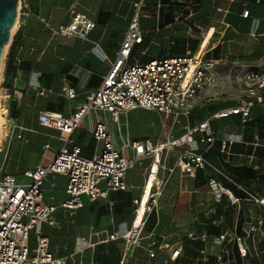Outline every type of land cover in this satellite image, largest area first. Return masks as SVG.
Instances as JSON below:
<instances>
[{"label": "crops", "instance_id": "0c3cea01", "mask_svg": "<svg viewBox=\"0 0 264 264\" xmlns=\"http://www.w3.org/2000/svg\"><path fill=\"white\" fill-rule=\"evenodd\" d=\"M139 1L20 0L0 72V178L12 175L21 180L25 172L38 166L45 167L53 160L62 147L60 134L41 126L39 114L67 116L99 86L116 59L134 13L133 5ZM188 1L143 0L144 7L138 20L143 42L132 49L127 65L143 64L152 58L183 56L187 50L217 61L218 80L227 67L245 70L261 65L264 58V0H191L190 5ZM71 10L95 23L94 30L85 39L53 35L50 31L66 25ZM244 11H248L247 18H242ZM64 87L74 89V100L64 98ZM221 90L213 87L202 92L188 118H180L173 127L171 136L179 138L185 127L194 128L211 114L233 106L213 98ZM263 114L264 97L262 105L251 109L250 119ZM8 116H13L21 129L12 131L7 124ZM91 118L105 121L113 148L126 157L132 156L131 142L149 140L157 144L169 131L162 128L163 117L149 110L119 114L116 120H110L106 113L93 112ZM240 123L238 116L210 122L216 141L206 159L232 177V170L242 166L264 174V157L232 153L230 147L239 143L231 145L228 152H221L222 140L236 136L243 141ZM199 137L200 134L195 135L196 139ZM255 138L258 139L256 144ZM72 139L84 158H90L100 150V145L95 144L90 134L87 119L75 130ZM249 145L252 152L256 148L264 149V129L261 137L254 131ZM183 150L174 148L162 154L158 177L163 184L155 212L146 217L140 246L131 248L125 257L124 241H105L114 232L131 229L133 200L140 196V200L148 198L155 178H144L158 158L154 163L148 157L141 158V164L125 176V191L111 192L107 200L93 203L81 196L82 207L77 210L61 207L67 199L65 178H45L40 188L43 204L55 207L51 215L54 225H41V233L48 239L49 253L55 259L68 258L65 264H103L102 260L107 264H162L164 256L161 254L154 260L148 258V245L156 242L175 246L184 240L187 232H202L201 225L214 208V197L207 186L208 175L201 171L185 175L174 168ZM172 168L173 172L169 173ZM249 190L264 201V179L253 182ZM218 232V229L209 230L212 234ZM82 238L92 247L75 254V245ZM28 245L30 250L34 249L33 234L29 235ZM186 247L193 250L192 255L185 253ZM185 248L179 263L197 264V259H201L197 250L203 245L186 242ZM214 252V247L208 244L206 261L200 260L202 264H213Z\"/></svg>", "mask_w": 264, "mask_h": 264}, {"label": "built area", "instance_id": "2783aa9c", "mask_svg": "<svg viewBox=\"0 0 264 264\" xmlns=\"http://www.w3.org/2000/svg\"><path fill=\"white\" fill-rule=\"evenodd\" d=\"M188 2L190 5L191 0ZM143 7V0L133 5L134 13L123 34L114 63L99 86L84 97L83 103L67 116L47 112L39 114L38 122L41 126L60 134L62 147L53 160L45 167L38 166L25 172L21 180L12 175L0 178V264H65L68 260L55 259L48 251V239L41 233L43 223L54 225L51 215L55 207L43 204L40 190L48 176L65 178L67 199L61 207L77 210L82 207L81 196L93 203L107 200L111 192L125 191V176L137 164H141V158L148 157L152 163L158 158V166L162 154L174 148H184L174 163L175 169L185 175L195 174L197 171L208 175L207 186L214 197V208L206 216L205 224L201 225L202 232H187L184 240L175 246L151 242L146 248L148 258L154 260L157 254H161L164 256L162 264H180L185 243L195 242L203 245L202 249L197 250L201 259L196 262L206 261V246L210 244L216 248L213 264H245V258H250V264H264V201L206 159L216 141L210 122L238 116L243 125L251 121V109L262 105L264 58L261 67L242 70L241 81L246 89L235 105L211 114L194 128L185 127L182 136L173 138L171 133L179 119L188 118L198 96L216 85L218 62L187 50L183 56L152 58L143 64L127 65L132 49L143 42V32L138 24ZM160 7L162 4L159 2L158 8ZM247 16L248 11H244L242 18ZM177 20L178 17L175 18ZM94 28V22L71 10L69 22L51 28L50 31L53 35L85 39ZM262 36L264 37V30ZM62 95L68 101L76 98L74 89L70 87H64ZM137 109L160 114L163 117V130L169 131L165 139L157 144L149 140L131 142L129 148L132 156L126 157L113 148L105 121L94 120L91 115L93 112H102L108 114L110 120H116L119 114ZM86 119L95 144L100 145L99 152H95L90 158L80 155V148L72 139L75 130ZM7 124L12 131L21 129L13 116L7 117ZM197 134H200L198 139L195 138ZM257 141L255 138L254 143ZM234 143L241 144V138L230 136L222 140L221 152H228ZM199 145L204 147L200 148ZM150 172L151 169L146 176L148 174L149 177ZM168 172L172 173L173 168ZM162 184L163 180L158 177L157 170L140 223L137 226L134 224L141 196L133 200L131 229L114 232L105 241H124L123 257L131 248L140 246L146 217L155 212ZM231 187L241 197L234 195ZM224 189L231 196H227ZM242 201L246 204H242ZM248 204L250 209H247ZM211 228L218 229L219 232L209 233ZM30 234L35 238L33 250L28 245ZM89 247L92 245L82 238L75 245L74 253H81Z\"/></svg>", "mask_w": 264, "mask_h": 264}, {"label": "trees", "instance_id": "16d2710c", "mask_svg": "<svg viewBox=\"0 0 264 264\" xmlns=\"http://www.w3.org/2000/svg\"><path fill=\"white\" fill-rule=\"evenodd\" d=\"M264 129V114L260 117H257L256 119L251 120L250 122H247L243 124V141L239 145H233L230 147L232 153H239V154H245L250 155L253 154L256 158H262L264 157V149L256 148L252 152V147L249 145L254 131L258 132V135L261 137V130ZM247 143V145L245 144ZM211 159V157H209ZM234 177H232L238 184L244 186L245 188L250 187V185L257 181H262L264 179V174H258L257 171H254L252 168L249 167H236L232 170ZM227 187H229L227 185ZM234 195L237 197H241L239 192L235 191L232 187ZM255 194V193H254ZM153 222V221H152ZM187 245V244H186ZM193 250H190L188 247L185 248V253L187 255H192ZM103 264H107V261H103Z\"/></svg>", "mask_w": 264, "mask_h": 264}, {"label": "rangeland", "instance_id": "374dc122", "mask_svg": "<svg viewBox=\"0 0 264 264\" xmlns=\"http://www.w3.org/2000/svg\"><path fill=\"white\" fill-rule=\"evenodd\" d=\"M261 67V65L259 66ZM242 70L240 68L227 67L219 74V80L217 81L214 88H222V90L214 95L213 98H216L219 102H225L224 104L235 105L239 99L243 96L245 91V85L241 81ZM264 94V89L262 90ZM1 120H0V131H1ZM242 125V123H240ZM1 133V132H0ZM125 181V180H124ZM241 202V201H240ZM245 202L242 201V204ZM246 204V203H245ZM246 210V207H243ZM247 209H250V205H247ZM31 246V241H30ZM216 251V248L214 249ZM215 253V252H214ZM215 259V257H214ZM227 258H225L226 260ZM250 258H245V264H250L248 262ZM254 259V258H253ZM197 264H202L201 261H198ZM236 264V263H229Z\"/></svg>", "mask_w": 264, "mask_h": 264}, {"label": "water", "instance_id": "95a60500", "mask_svg": "<svg viewBox=\"0 0 264 264\" xmlns=\"http://www.w3.org/2000/svg\"><path fill=\"white\" fill-rule=\"evenodd\" d=\"M20 0H0V69L16 23Z\"/></svg>", "mask_w": 264, "mask_h": 264}, {"label": "bare ground", "instance_id": "6f19581e", "mask_svg": "<svg viewBox=\"0 0 264 264\" xmlns=\"http://www.w3.org/2000/svg\"><path fill=\"white\" fill-rule=\"evenodd\" d=\"M14 29V28H13ZM13 29H12V32H13ZM7 50V47L5 48V51ZM0 72H1V69H0ZM157 170H158V166L157 164L156 165H152L151 167V172L149 174V177L150 178H155L156 174H157ZM148 177V174L147 176ZM224 193L227 195V196H231L230 192L228 190H225L224 189ZM148 199V198H147ZM147 199L145 200H140V205L139 207L137 208V211L135 213V226H137L141 219H142V216L144 215V212H145V204H146V201Z\"/></svg>", "mask_w": 264, "mask_h": 264}]
</instances>
